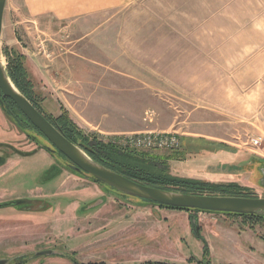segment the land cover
Listing matches in <instances>:
<instances>
[{
	"label": "rangeland",
	"instance_id": "374dc122",
	"mask_svg": "<svg viewBox=\"0 0 264 264\" xmlns=\"http://www.w3.org/2000/svg\"><path fill=\"white\" fill-rule=\"evenodd\" d=\"M27 2L6 0L1 54H23L45 113L156 156L172 175L264 196V143H250L264 136V0H119L95 14ZM100 122L119 131L96 132ZM17 124L0 107V158L16 161L0 180V195H14L1 201H16L0 207L2 264H264L263 220L141 202L72 171L39 131ZM147 132L181 142L124 145Z\"/></svg>",
	"mask_w": 264,
	"mask_h": 264
},
{
	"label": "trees",
	"instance_id": "16d2710c",
	"mask_svg": "<svg viewBox=\"0 0 264 264\" xmlns=\"http://www.w3.org/2000/svg\"><path fill=\"white\" fill-rule=\"evenodd\" d=\"M2 55L6 59L5 69L7 76L17 90L21 92L53 125H55L65 138L77 145L87 154V156L101 165L139 183L161 189L193 194L223 195L225 193H230L229 195L257 197L253 189L238 185L235 182L212 183L202 179L185 178L172 175L167 172L164 167H162L164 164L157 161L159 159L156 156L151 154L148 155L146 153L143 154L134 149L123 150L114 142L109 140L103 141L94 133H84L74 122L70 120L65 112L58 115L45 113L40 103L34 99L35 97L32 82L29 79L28 72L24 65L23 54L13 48L5 47L2 49ZM2 107L7 117H9L15 124L18 123L22 125L23 128H25L24 126L33 127L38 131V129L32 125V123L11 99L6 98ZM178 139L180 144V137H178ZM27 153L28 152L22 153V155ZM29 153H31V151H29ZM58 153L61 154L60 152ZM3 162L4 160L1 158V163ZM160 206L164 207L162 205ZM189 210L198 211L199 209ZM226 214L257 218L264 221V216L260 215L236 213ZM190 223L192 226H196V219L194 215L190 216ZM197 237L201 238L204 242V239L200 235L197 234ZM146 264L164 263L151 262Z\"/></svg>",
	"mask_w": 264,
	"mask_h": 264
},
{
	"label": "water",
	"instance_id": "95a60500",
	"mask_svg": "<svg viewBox=\"0 0 264 264\" xmlns=\"http://www.w3.org/2000/svg\"><path fill=\"white\" fill-rule=\"evenodd\" d=\"M6 0H0V91L2 96L10 98L34 125L38 131L54 147L45 146L46 149L61 152L69 161L67 167L78 174L91 179L101 185L110 188L118 193L137 198L141 202L155 205L168 206L172 208L199 209L211 212H224L236 214H254L264 216V196H239L221 194H193L172 190L161 189L144 185L119 174L97 161L91 159L77 145L65 138L61 132L53 125L31 102L17 90L13 85L5 67L1 63V30L3 10ZM54 153V152H53ZM55 154V153H54ZM1 164V158H0ZM261 183L264 186V167L261 168ZM16 201H1L0 207L9 206ZM198 234V229L194 228ZM50 250H42L37 254L50 253ZM0 260V264H2Z\"/></svg>",
	"mask_w": 264,
	"mask_h": 264
},
{
	"label": "crops",
	"instance_id": "0c3cea01",
	"mask_svg": "<svg viewBox=\"0 0 264 264\" xmlns=\"http://www.w3.org/2000/svg\"><path fill=\"white\" fill-rule=\"evenodd\" d=\"M66 1H67V6H68V10H67L68 13L71 11L72 13H86V14L90 13V14H95V13H97L98 11L102 10L105 7H113V6H116V5L119 4V0H66ZM27 3L29 4V6L31 5L32 7L39 8L40 10L44 9V8H46L48 6L53 5L52 0H29V2H27ZM77 87H79V86H73L72 90H70L72 95H76V93H78V95H81L82 93L83 94L85 93L84 92V90H85L84 88L79 87V89H78ZM96 99L99 100V103H101V104H105V103L114 104L116 102L113 97H108V96H106V97H104V96L97 97ZM92 101H93V99L87 100L86 103L87 104H91L93 106L94 103H96V102H94V101L92 102ZM116 103L117 104L120 103L118 98H117V102ZM92 109H93V107H92ZM72 119L76 123H78L76 121L77 119H75L74 117H72ZM100 123H101V130H97L96 132H99V131L104 132V133H101L103 135H106L107 132L119 131V129L115 128L113 126V124H110L109 122H107V123L100 122ZM34 154H42V153H41V150H38ZM15 164H16L15 160H12V158H7V160H5L0 165V180L6 174L15 173V170L11 171V169L15 166ZM15 193L16 194L18 193L16 191V189H15ZM13 196L14 195H6V196L0 195V202H1V200L9 199L10 197H13Z\"/></svg>",
	"mask_w": 264,
	"mask_h": 264
},
{
	"label": "built area",
	"instance_id": "2783aa9c",
	"mask_svg": "<svg viewBox=\"0 0 264 264\" xmlns=\"http://www.w3.org/2000/svg\"><path fill=\"white\" fill-rule=\"evenodd\" d=\"M123 143L126 146L143 147V148H176L179 139L176 134L171 132H155V133H135L123 136ZM252 146H258L264 143V136H252L250 138Z\"/></svg>",
	"mask_w": 264,
	"mask_h": 264
},
{
	"label": "flooded vegetation",
	"instance_id": "af4514ba",
	"mask_svg": "<svg viewBox=\"0 0 264 264\" xmlns=\"http://www.w3.org/2000/svg\"><path fill=\"white\" fill-rule=\"evenodd\" d=\"M6 98H8V97L2 96L1 91H0V107H1V109H2L3 112H4V110H3L2 105L4 104V101L6 100ZM67 162H69V161H67Z\"/></svg>",
	"mask_w": 264,
	"mask_h": 264
},
{
	"label": "bare ground",
	"instance_id": "6f19581e",
	"mask_svg": "<svg viewBox=\"0 0 264 264\" xmlns=\"http://www.w3.org/2000/svg\"><path fill=\"white\" fill-rule=\"evenodd\" d=\"M1 63L4 65V62H3V60L1 59Z\"/></svg>",
	"mask_w": 264,
	"mask_h": 264
}]
</instances>
